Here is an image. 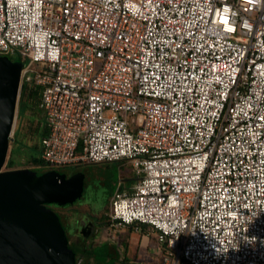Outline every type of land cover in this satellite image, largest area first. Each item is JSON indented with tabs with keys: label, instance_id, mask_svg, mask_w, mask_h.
Here are the masks:
<instances>
[{
	"label": "built area",
	"instance_id": "1",
	"mask_svg": "<svg viewBox=\"0 0 264 264\" xmlns=\"http://www.w3.org/2000/svg\"><path fill=\"white\" fill-rule=\"evenodd\" d=\"M0 56L44 167L129 163L108 217L151 264H264V0H0Z\"/></svg>",
	"mask_w": 264,
	"mask_h": 264
},
{
	"label": "water",
	"instance_id": "2",
	"mask_svg": "<svg viewBox=\"0 0 264 264\" xmlns=\"http://www.w3.org/2000/svg\"><path fill=\"white\" fill-rule=\"evenodd\" d=\"M22 63L0 56V264H78L63 227L46 205L82 196L84 174L2 170L14 132Z\"/></svg>",
	"mask_w": 264,
	"mask_h": 264
},
{
	"label": "rangeland",
	"instance_id": "3",
	"mask_svg": "<svg viewBox=\"0 0 264 264\" xmlns=\"http://www.w3.org/2000/svg\"><path fill=\"white\" fill-rule=\"evenodd\" d=\"M20 90L17 102L16 120L14 126V136L12 134V141L9 142L7 158L2 170L12 169H34L35 166L31 163L32 157H38L40 155L39 142L40 136L44 131L43 118L41 112L37 114L36 110L38 107L33 106V102L27 101V109L23 113H19V101ZM133 119V118H132ZM130 128L136 126L135 120H131L129 123ZM19 133V135H17ZM15 137V140H13ZM38 147V148H37ZM19 151V154H15L17 164L12 167H7V162L12 156V153ZM120 162L114 163H101V164H89L86 166H79L72 168L67 166L63 167L65 174H74V170L84 174V186L82 191V197L79 198L75 203L68 206V210L72 211L76 206L81 204H98L103 209L109 208L111 196L115 193L118 188V183H126L124 180L128 177V172L125 171L127 167H122ZM35 173L41 174V170L35 169ZM132 236H137L138 239L132 240ZM105 238L106 243L101 241ZM101 237L98 235L94 238L93 249L97 255V261L104 264H113L116 262V252H119V259L121 264L126 261H122L123 257H126L129 264H151V261L157 262L156 255L153 250V239L146 237L141 234L133 232L129 228H119L111 231H103ZM131 238V239H129ZM132 240L131 242H129ZM129 243V245L127 244ZM121 246V248L119 247ZM118 247V248H117ZM145 251L144 257H139L138 251ZM135 253V257H134ZM118 254V253H117ZM89 260V259H87ZM78 264H96V261L90 258L89 263L87 261L79 260ZM116 264H120L118 261Z\"/></svg>",
	"mask_w": 264,
	"mask_h": 264
},
{
	"label": "crops",
	"instance_id": "4",
	"mask_svg": "<svg viewBox=\"0 0 264 264\" xmlns=\"http://www.w3.org/2000/svg\"><path fill=\"white\" fill-rule=\"evenodd\" d=\"M13 135H14V132H13ZM13 140H14V137H13ZM111 163H114V162H111ZM120 163L122 167H127L125 171L128 172V177L127 179L124 180L126 183L125 184L122 183V188H125V187L128 188L133 184V181H134L133 174H132L129 163L127 162H120ZM76 201H74L73 203H75ZM108 212H109V208L103 209L102 206L98 204L95 205L94 203L92 204L83 203L81 205L76 206L75 209L72 211L70 210L62 211L61 210L59 212V217H60L62 227L64 229V232L67 238V243L73 249H75L76 252L82 253L83 250L93 247V245L89 246V244H92V243L94 244V238L97 237L98 235L101 237V233L103 231H108L110 233L113 230L119 229V228L114 227L112 223L110 222V220H108V224L106 220H103V218L108 216ZM124 228H129V227H122V229ZM133 239L137 240L138 237L132 236V240ZM132 240H130L129 242H131ZM101 241L102 243H106L105 238L102 240V237H101ZM127 244L129 245L128 242ZM119 247L121 248V246ZM138 254H139L138 256L139 258V257H144L146 253L145 251H142V249H140V251H138ZM114 255L116 256V260L121 264V259H119V256H118L119 252H116ZM134 257H135V253H134ZM80 258L82 259L83 257H80ZM124 260H126L124 264H129L126 257H123L122 261ZM116 262H113V264H116Z\"/></svg>",
	"mask_w": 264,
	"mask_h": 264
},
{
	"label": "trees",
	"instance_id": "5",
	"mask_svg": "<svg viewBox=\"0 0 264 264\" xmlns=\"http://www.w3.org/2000/svg\"><path fill=\"white\" fill-rule=\"evenodd\" d=\"M12 60H17V58H13ZM39 92H40V88L36 87V86H33V87L23 86L22 87L21 92H20L21 100L19 101V113H23L27 109V106H28L27 101L29 103L31 101L33 102V106H31V107H34V108L38 107ZM36 112H37V114L40 113L39 109H37ZM44 134H45V131L42 132L40 138ZM15 135H16V133L14 134V136ZM17 135H19V133ZM14 140H15V137H14ZM15 154H19V151L16 150L15 152L12 153V156L9 158V160L7 162V167L8 168H12L18 163L17 160H16V157H15ZM31 163L35 166V168L34 169H29V170L34 171L35 169H38V170H41V174L45 173V172L55 171L58 174L64 175V177H66V178H68L71 175H73L72 173L71 174H68V173L65 174V172L63 170L64 169L63 167H60V168H58V167H44V165H43V163H42V161L40 159V155L38 157H32ZM89 164H92V163L78 164V165H74V166H71V167L77 169V167H79V166H84V165H89ZM76 172H77V170H74L73 173H76ZM54 205H55V210L51 209L50 205H46V207L50 208L54 212V214L56 215L58 221L60 222V224L62 226V223H61V220H60V217H59V212L61 210L62 211H68V206L71 205V204H67V205L54 204ZM103 220H106L107 224H108L109 217L107 216V217L103 218ZM67 245H68V248L75 254L77 262L79 261L80 257H83L82 259L80 258V260H83V261L85 260V261H87V263H89V260L91 258V259H94V261H96V264H104L102 262L97 261V255L95 254L93 247H90L89 249L83 250L82 253H78L68 243H67ZM87 259H89V260H87Z\"/></svg>",
	"mask_w": 264,
	"mask_h": 264
},
{
	"label": "clouds",
	"instance_id": "6",
	"mask_svg": "<svg viewBox=\"0 0 264 264\" xmlns=\"http://www.w3.org/2000/svg\"><path fill=\"white\" fill-rule=\"evenodd\" d=\"M227 11H228V9L226 8L225 9V13H227ZM220 19H221V22L225 25V27H228V18H227V16L226 15L225 16H221ZM229 30H232V29H229Z\"/></svg>",
	"mask_w": 264,
	"mask_h": 264
},
{
	"label": "flooded vegetation",
	"instance_id": "7",
	"mask_svg": "<svg viewBox=\"0 0 264 264\" xmlns=\"http://www.w3.org/2000/svg\"><path fill=\"white\" fill-rule=\"evenodd\" d=\"M50 208L55 210V205L54 204L50 205Z\"/></svg>",
	"mask_w": 264,
	"mask_h": 264
}]
</instances>
